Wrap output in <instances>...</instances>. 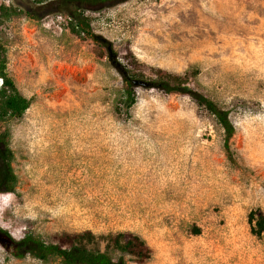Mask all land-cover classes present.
Masks as SVG:
<instances>
[{
    "label": "rangeland",
    "instance_id": "obj_1",
    "mask_svg": "<svg viewBox=\"0 0 264 264\" xmlns=\"http://www.w3.org/2000/svg\"><path fill=\"white\" fill-rule=\"evenodd\" d=\"M47 1L0 0L15 10L0 15V71L29 101L7 121L16 185L0 193V226L17 239L132 232L152 251L126 264H264V232L248 223L264 214V0L86 10L99 44ZM153 67L188 72L231 110L235 163L187 95L134 86V103L118 109L123 75L148 81ZM0 264L61 263L0 246Z\"/></svg>",
    "mask_w": 264,
    "mask_h": 264
},
{
    "label": "trees",
    "instance_id": "obj_2",
    "mask_svg": "<svg viewBox=\"0 0 264 264\" xmlns=\"http://www.w3.org/2000/svg\"><path fill=\"white\" fill-rule=\"evenodd\" d=\"M129 0H54L47 1L55 5L56 12L65 14L70 21V30L77 35L85 34L95 43H100L99 36L91 27L90 20L85 15L86 10H100ZM15 10L0 6V15L9 16ZM132 52L130 51V54ZM134 64L140 63L134 58ZM153 77L149 79V88H155L167 95L189 96L209 119L215 122L222 131V146L226 158L233 164L235 158L231 149V140L236 133V127L231 118V110L220 106L206 94L191 87L188 72L177 73L161 67L151 68ZM2 86L0 87V193H13L16 185V175L11 167L13 151L9 146V130L7 121L19 118L29 105L15 85L0 71ZM133 73L132 76H139ZM132 76L123 75L122 98L118 109L128 110L135 101ZM251 232L260 236L264 232V214L253 210L248 215ZM0 246L14 258L21 259L32 256L40 261L58 259L61 264H126V256L138 263L145 262L151 254V248L138 234L132 232H111L95 234L91 230L79 232H62L51 240L40 235L26 233L21 238H15L7 229L0 226Z\"/></svg>",
    "mask_w": 264,
    "mask_h": 264
},
{
    "label": "water",
    "instance_id": "obj_3",
    "mask_svg": "<svg viewBox=\"0 0 264 264\" xmlns=\"http://www.w3.org/2000/svg\"><path fill=\"white\" fill-rule=\"evenodd\" d=\"M131 83L134 86H144V87H147L149 85V82L148 81H145V80H142V79H137V78H133L131 80Z\"/></svg>",
    "mask_w": 264,
    "mask_h": 264
},
{
    "label": "flooded vegetation",
    "instance_id": "obj_4",
    "mask_svg": "<svg viewBox=\"0 0 264 264\" xmlns=\"http://www.w3.org/2000/svg\"><path fill=\"white\" fill-rule=\"evenodd\" d=\"M30 4L32 3H36V4H42L44 3L46 0H27ZM48 1H54V0H48Z\"/></svg>",
    "mask_w": 264,
    "mask_h": 264
}]
</instances>
